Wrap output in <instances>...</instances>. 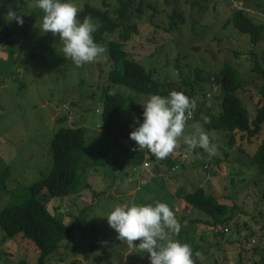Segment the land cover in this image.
<instances>
[{
    "label": "rangeland",
    "instance_id": "1",
    "mask_svg": "<svg viewBox=\"0 0 264 264\" xmlns=\"http://www.w3.org/2000/svg\"><path fill=\"white\" fill-rule=\"evenodd\" d=\"M64 2V0H62ZM79 10L85 3L105 9L116 18L119 0H71ZM140 11L132 13L125 24H133L135 32L128 34L125 51L129 58L140 63L159 81H173L188 89L193 85L195 99L206 112L219 111L220 89L208 79L221 65L234 68L242 79L237 94L252 116L258 87L259 73L252 71L257 61L264 68V40L254 47L246 37L230 26L226 18L235 8H241L254 23L264 24V0H130ZM34 0H0V21L12 31L13 44L0 46V168L9 167L7 190L0 191V211L18 204L26 196L27 186L47 173L51 166L50 140L56 129L55 119L66 114L67 125L85 128V146L81 165L82 178L90 187H81L73 197L50 200L52 211L60 205L63 223L79 222L74 240L62 243L46 264H150L146 252L130 249L117 240V233L105 219L118 204H170L181 225L172 239L188 243L193 250L195 264H264V176L249 164V157L264 137V123L257 137L250 142L233 135L228 144L227 132L205 131L210 139L212 155L199 148L189 149L181 140L177 149L164 160L151 159L147 150H139L131 140L114 143V136L101 127L100 95L104 87L134 95L136 103L144 105L150 94L136 92L123 84L108 82V59L77 68L64 58L62 43L50 32L41 29L43 13L30 5ZM11 9L23 19V25L8 21ZM174 11L171 26L170 14ZM119 39V30L107 35L102 44ZM253 53L254 57L251 56ZM107 56V53H106ZM166 97V96H163ZM196 124L191 116L185 135ZM133 150L124 151L125 147ZM143 154V169L132 154ZM151 164V166H150ZM173 165L174 169L169 170ZM155 169L152 170V168ZM153 181L141 185L137 175L152 174ZM203 187L230 208L231 221L226 232L204 224L207 216L198 209H184L183 194ZM146 189V190H145ZM95 192V193H94ZM94 193V194H93ZM170 195L171 201L164 197ZM147 200V203L145 200ZM62 201V203H61ZM185 217V218H184ZM195 222L191 224L190 221ZM183 234V235H180ZM184 236V237H183ZM107 242V243H104ZM138 245L139 241H134ZM202 254L203 259L195 256ZM36 254L31 246L19 239H5L0 228V264H31Z\"/></svg>",
    "mask_w": 264,
    "mask_h": 264
},
{
    "label": "trees",
    "instance_id": "2",
    "mask_svg": "<svg viewBox=\"0 0 264 264\" xmlns=\"http://www.w3.org/2000/svg\"><path fill=\"white\" fill-rule=\"evenodd\" d=\"M105 6V9H100L85 3L79 10L77 19L82 22L86 16L92 18L93 22L98 25L97 31L93 33V39L100 45L104 43L107 35L119 30V39L110 40L107 43V59L110 64L106 75L108 82L123 84L139 93L162 97L175 90L196 101L193 85L190 82H186L188 89H183L175 86L173 81H159L154 78L150 70H146L143 65L129 58L124 47L130 30L133 32L136 30L133 24L129 27L130 29L125 24L130 21L132 13L140 11V8L132 7L130 0H119V7L115 10L116 18H112L107 5ZM174 18L183 22L172 11L169 22L171 26ZM225 25L245 36L252 47L264 40V24L252 22L241 8L231 11L226 18ZM55 38L59 39V36ZM12 44V31L6 23L0 21V46H11ZM249 54L254 57L253 53ZM251 70L259 73L262 81L258 87L256 107H254L252 116L249 117L237 94V90L242 87V79L234 68L226 64L221 65L210 78L202 76L201 72L196 69L199 79H208L211 83L217 84L221 93L218 112L210 113L207 110L204 112L196 101L197 108L192 114L193 120L196 124L199 123L205 131L227 132L228 144L233 143V135L236 132L239 133L238 139L250 142L257 137L264 123V68L255 61ZM100 100L102 102L100 108L102 129L114 136L116 145H119L121 140H130V132L143 122V105L137 104L134 95L130 93L110 91L107 87H104ZM204 117L208 118V123H205ZM134 120L138 123H134ZM55 123L56 129L50 140L51 166L49 171L45 174L40 173V177L27 186L23 201L5 206L0 211V228L5 239H19L29 244L32 252L36 254L31 264H46V260L59 250L62 243L70 244L74 240L75 232L80 226V223H74L73 219L68 224L63 223L65 215L60 214L61 206L55 205L50 211L47 203L52 199L57 201L69 198L79 192L82 186L90 187V184L82 178L85 173L84 165H81L85 146V128L79 125H67L66 114L56 118ZM124 147V151H130L128 147ZM132 151L130 153H134ZM199 152L203 154L204 150L199 148ZM132 155L137 158V164H140L143 154ZM150 158L155 159L152 155ZM249 164L264 176V137L251 153ZM174 166L176 165L171 166L169 170ZM154 169L155 167L152 168ZM10 173L9 167L0 168V191L7 190ZM148 183L149 181L143 188ZM176 195L184 201V209L188 211L190 208H195L204 213L208 218L204 224L213 227L218 235H222V230L226 227H220L231 221L230 208L227 205L221 203L212 194H207L203 187L183 194L176 192ZM164 198L166 200V197ZM262 198L264 199V188ZM144 200L147 203V200ZM190 222L192 224L195 221ZM185 236L189 243L191 236L188 234ZM191 240L193 241L192 237ZM262 252L264 253V248ZM261 259L264 260V254Z\"/></svg>",
    "mask_w": 264,
    "mask_h": 264
},
{
    "label": "clouds",
    "instance_id": "3",
    "mask_svg": "<svg viewBox=\"0 0 264 264\" xmlns=\"http://www.w3.org/2000/svg\"><path fill=\"white\" fill-rule=\"evenodd\" d=\"M30 6L42 11V31L59 36L64 58L70 59L77 68L101 57L107 59V48L93 39L98 25L90 16L82 22L78 20L79 8L71 0H34ZM7 18L23 25L21 15L11 9ZM196 108L194 99L175 90L166 97L150 95L143 105V122L130 132L129 139L138 145L139 150H147L158 160L172 154L181 140L189 149H203L210 157V139L199 123L192 126L189 135H185L186 123ZM204 121L209 122L207 117ZM134 123L138 121L134 120ZM105 219L118 234L116 239L130 249L146 252L150 264H195L191 246L171 238L179 234L181 225L168 204L130 205L125 202L116 205ZM134 241L139 244L134 245ZM195 256L203 259L199 252Z\"/></svg>",
    "mask_w": 264,
    "mask_h": 264
},
{
    "label": "crops",
    "instance_id": "4",
    "mask_svg": "<svg viewBox=\"0 0 264 264\" xmlns=\"http://www.w3.org/2000/svg\"><path fill=\"white\" fill-rule=\"evenodd\" d=\"M150 166H151V164H150ZM154 172H155V171H154ZM151 173H152V174H148V175H147L148 177H145V178H144V179H146L145 182L142 181V178H143L144 176H142V175H140V174L137 175V176L139 177V179H141V180H140L141 185H145L148 181L151 182V181L153 180V179H152V177H153V171H151ZM170 195H171V194H168V196L166 197V200L171 201ZM71 197H73V196H71ZM73 199H74V198H69V201H72ZM73 201H74V200H73ZM169 205H170V204H169ZM175 212H176V211H174V213H175Z\"/></svg>",
    "mask_w": 264,
    "mask_h": 264
},
{
    "label": "built area",
    "instance_id": "5",
    "mask_svg": "<svg viewBox=\"0 0 264 264\" xmlns=\"http://www.w3.org/2000/svg\"><path fill=\"white\" fill-rule=\"evenodd\" d=\"M149 162L144 160L142 163H140L141 168L145 169L148 166ZM174 169V167L171 168V170ZM227 230L224 228L222 232H226Z\"/></svg>",
    "mask_w": 264,
    "mask_h": 264
}]
</instances>
